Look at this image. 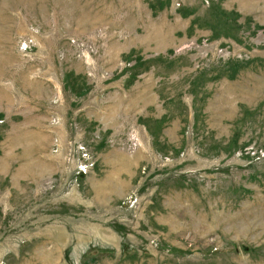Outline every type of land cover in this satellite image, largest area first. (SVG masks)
<instances>
[{"label":"rangeland","instance_id":"obj_1","mask_svg":"<svg viewBox=\"0 0 264 264\" xmlns=\"http://www.w3.org/2000/svg\"><path fill=\"white\" fill-rule=\"evenodd\" d=\"M0 264H264V0H0Z\"/></svg>","mask_w":264,"mask_h":264}]
</instances>
